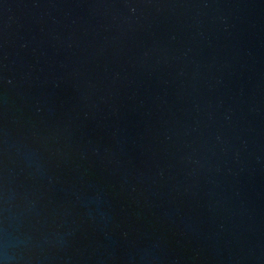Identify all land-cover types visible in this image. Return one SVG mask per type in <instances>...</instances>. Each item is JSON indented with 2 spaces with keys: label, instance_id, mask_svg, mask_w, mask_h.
Here are the masks:
<instances>
[{
  "label": "water",
  "instance_id": "obj_1",
  "mask_svg": "<svg viewBox=\"0 0 264 264\" xmlns=\"http://www.w3.org/2000/svg\"><path fill=\"white\" fill-rule=\"evenodd\" d=\"M0 264H264V0H0Z\"/></svg>",
  "mask_w": 264,
  "mask_h": 264
}]
</instances>
